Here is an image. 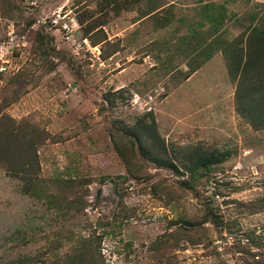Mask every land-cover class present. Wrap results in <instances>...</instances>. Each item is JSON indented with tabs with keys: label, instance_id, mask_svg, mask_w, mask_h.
<instances>
[{
	"label": "rangeland",
	"instance_id": "obj_1",
	"mask_svg": "<svg viewBox=\"0 0 264 264\" xmlns=\"http://www.w3.org/2000/svg\"><path fill=\"white\" fill-rule=\"evenodd\" d=\"M256 29L264 0H0V264H264Z\"/></svg>",
	"mask_w": 264,
	"mask_h": 264
},
{
	"label": "trees",
	"instance_id": "obj_2",
	"mask_svg": "<svg viewBox=\"0 0 264 264\" xmlns=\"http://www.w3.org/2000/svg\"><path fill=\"white\" fill-rule=\"evenodd\" d=\"M245 42L246 46L243 47L241 50V56H239V63L240 61L243 62L241 69L239 66L241 74L240 82L242 80L241 86H246L247 77L251 79L250 76L252 75L250 73L255 72L257 76L253 75V80L258 79V81L255 80L254 84H258L259 89L264 91V29H256L252 36L248 37ZM231 71L233 72L234 69L232 68ZM258 105L260 107V103ZM261 109V112L254 116V121H257L256 123H260V121L264 119V104ZM221 159L223 158H220L217 154L206 155L198 160L196 167L206 169L211 165L222 161ZM74 258L78 259L79 256L75 255Z\"/></svg>",
	"mask_w": 264,
	"mask_h": 264
}]
</instances>
